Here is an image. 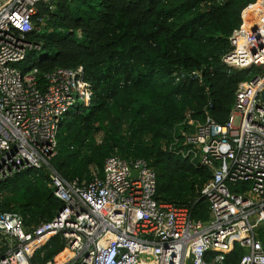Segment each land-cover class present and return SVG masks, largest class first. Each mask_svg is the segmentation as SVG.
<instances>
[{
	"label": "built area",
	"instance_id": "built-area-1",
	"mask_svg": "<svg viewBox=\"0 0 264 264\" xmlns=\"http://www.w3.org/2000/svg\"><path fill=\"white\" fill-rule=\"evenodd\" d=\"M38 1L0 0V179L44 167L63 206L32 231L19 213L0 212V247L4 240L9 246L0 264H32L34 252L57 234L65 246L46 264H221L235 243L246 250L240 264H264L256 237L264 223V0L245 9L250 15L243 11L221 59L227 68L258 66L262 73L239 83L225 124L206 114L181 131L178 152L212 174L201 188L205 222L156 200V174L145 159L110 155L102 176L91 167L88 181H69L51 164L63 111L88 105L92 91L82 66L55 68L45 80L37 68L21 72L28 51L41 48L28 38Z\"/></svg>",
	"mask_w": 264,
	"mask_h": 264
},
{
	"label": "trees",
	"instance_id": "trees-1",
	"mask_svg": "<svg viewBox=\"0 0 264 264\" xmlns=\"http://www.w3.org/2000/svg\"><path fill=\"white\" fill-rule=\"evenodd\" d=\"M256 1L39 0L28 38L41 48L28 51L21 72L37 68L45 80L55 68L82 66L92 91L88 105L63 111L51 164L69 181H88L91 167L102 176L110 155L145 159L156 174V200L207 221L201 188L212 174L178 152L181 131L188 119L202 121L206 114L225 124L239 83L262 73L258 66L230 69L221 60L243 11ZM62 206L44 167L0 179V212L22 215L26 231ZM256 237L264 250V223ZM4 243L0 253L9 249ZM64 246L54 235L30 262L53 261ZM245 253L235 243L221 264H240Z\"/></svg>",
	"mask_w": 264,
	"mask_h": 264
},
{
	"label": "water",
	"instance_id": "water-1",
	"mask_svg": "<svg viewBox=\"0 0 264 264\" xmlns=\"http://www.w3.org/2000/svg\"><path fill=\"white\" fill-rule=\"evenodd\" d=\"M260 98L264 101V89L262 90L260 94ZM132 175H136L135 171L132 170Z\"/></svg>",
	"mask_w": 264,
	"mask_h": 264
},
{
	"label": "rangeland",
	"instance_id": "rangeland-1",
	"mask_svg": "<svg viewBox=\"0 0 264 264\" xmlns=\"http://www.w3.org/2000/svg\"><path fill=\"white\" fill-rule=\"evenodd\" d=\"M243 13H244V12H243ZM73 109H75V107H74Z\"/></svg>",
	"mask_w": 264,
	"mask_h": 264
}]
</instances>
